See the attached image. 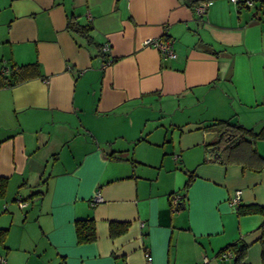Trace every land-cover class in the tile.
Returning a JSON list of instances; mask_svg holds the SVG:
<instances>
[{"label": "crops", "instance_id": "crops-1", "mask_svg": "<svg viewBox=\"0 0 264 264\" xmlns=\"http://www.w3.org/2000/svg\"><path fill=\"white\" fill-rule=\"evenodd\" d=\"M262 5L213 0L198 14L183 0H0L7 264H235L234 253L217 256L230 243L245 246L240 264H264V213L241 212L264 207V165L216 159L206 127L228 120L264 134L254 115L264 108ZM69 22L90 25L113 61L75 40ZM163 35L175 58L142 43ZM180 100L209 113L172 122L170 137L144 136L149 119L181 114ZM252 145L264 157V136ZM173 193L183 204L171 205ZM87 217L95 237L81 243L75 220ZM112 223L127 227L111 234Z\"/></svg>", "mask_w": 264, "mask_h": 264}, {"label": "trees", "instance_id": "trees-1", "mask_svg": "<svg viewBox=\"0 0 264 264\" xmlns=\"http://www.w3.org/2000/svg\"><path fill=\"white\" fill-rule=\"evenodd\" d=\"M187 6L190 8H195L196 5H198L201 2H207L212 0H183ZM68 29L74 36L75 40H79L84 42L85 45L88 47H92L94 49V53L96 56H100L102 59V62H105L108 58V53H104L101 50V45L95 41H93V38L90 34L91 26L88 24H81L79 22L71 23L69 22L67 25ZM167 37L166 35L164 36ZM168 39V38H167ZM113 61V59H111ZM38 64L36 62L27 65H22L20 67L15 68V70L12 71V73L18 75L20 69H32V70H38L37 68ZM14 78L12 82H18L20 81L17 77ZM228 120H214L211 121L206 127L212 128L217 132V140L214 143V149L215 150V157L216 159H219L221 161H228L232 159H242L247 158L250 159L251 162L254 161V167L260 168L262 165H264V157H261V155L256 151L255 147L252 145L254 144V138L264 136V134H261L260 132L253 133L252 129L246 128L243 125H234L231 124V122H227ZM8 178L7 177H1L0 176V198H2L5 195V191H7L8 186ZM22 200H25L21 198ZM17 198L15 199L16 202ZM27 201V200H26ZM28 202V201H27ZM179 205V204H178ZM177 205V206H178ZM262 212L264 213V207L262 206H249L244 207L241 212ZM94 221L93 218L87 217V218H79L75 220V232H76V238L78 242H90L94 240L95 237V227H94ZM111 225V224H110ZM127 227V223H122L121 226L119 225L117 227L116 224L112 223L110 233L116 234L119 232H123ZM262 231V234H264V222L260 225ZM7 234L6 228H0V242H3ZM226 250L231 251L235 254L234 262L235 264H240L241 260L243 259L245 246L244 244H235L230 243L229 245L224 246L222 249H220L217 253V256L220 258L222 256V253ZM262 257H264V249H262Z\"/></svg>", "mask_w": 264, "mask_h": 264}, {"label": "built area", "instance_id": "built-area-1", "mask_svg": "<svg viewBox=\"0 0 264 264\" xmlns=\"http://www.w3.org/2000/svg\"><path fill=\"white\" fill-rule=\"evenodd\" d=\"M230 2H233L235 4H238V5H244V6H250L252 5L255 0H229ZM262 2H264V0H261ZM211 4V1H207V2H201L199 3L198 5L195 6V11L196 13L198 14H203L204 11L207 9V7ZM165 35L161 36V37H148V38H144L142 43L144 45H150V46H153V48L156 49V51L159 52L160 56L163 57V58H169V59H172V58H175L177 56L176 52L173 50V47H172V44H171V41L167 38L164 37ZM101 50L104 52V53H107L109 51V44L108 43H105L101 45ZM111 62V58L108 56L107 60L103 63L104 65L105 64H108ZM10 67L8 65H5L4 63H1L0 62V74L1 75H4V74H7V72L10 71L9 69ZM179 156V154H173V158L174 159H177ZM240 190L239 189H236L231 197H229V201H228V204L229 206H235L236 204L239 203V199H240ZM181 195L178 194V193H173L171 194V196L169 197L171 199V205L174 207H177V205L181 202V199L182 197H180ZM101 199V196L99 194V192H95L93 194V197H92V202L93 203H96L98 202L99 200ZM26 200H22L21 198H17L16 200V203L18 207L20 208H24L27 204H26ZM233 253L229 250H226L222 253V256L223 258H227V257H230L232 256ZM145 257H146V260L147 261H150L149 259L151 258L149 253L148 252H145ZM207 259L204 258V262H206ZM0 264H7V260H6V257L4 254H1L0 253Z\"/></svg>", "mask_w": 264, "mask_h": 264}, {"label": "rangeland", "instance_id": "rangeland-1", "mask_svg": "<svg viewBox=\"0 0 264 264\" xmlns=\"http://www.w3.org/2000/svg\"><path fill=\"white\" fill-rule=\"evenodd\" d=\"M226 1H229V0H226ZM231 3H233V2H231ZM262 3H264V2H262L261 0H255V2L252 5H250V10L256 11L257 9L261 8L260 5ZM233 4H235V3H233ZM262 6H264V5H262ZM261 10H264V8H262ZM184 103L185 102H183L181 100L179 101L180 109L181 108L183 109V110H181V111H183L181 114L175 113L174 115H170V116L166 115L160 121L158 120L157 124H156V122L149 121L150 120L149 119L147 124H145L146 125V127H145L146 129L144 128L145 129L144 130V136L146 134H148L149 132H151V137L155 136L156 138L157 137L160 138V135H163V133L167 132L168 137H170L169 135H171V131L174 129L172 124L177 123V122H184L185 120L186 121L187 120L194 121L195 119L198 118V116L199 117H201L202 115L206 116L209 113V111L206 110L205 107L199 108L198 103L193 102L192 106H189V107H186V108H185V104ZM208 107H210V103L208 104ZM179 115H180V118H178ZM254 115H258L257 116V118H258L257 120H262V121H259L256 124V127L264 125V123H262V122H264V108L256 110L254 112ZM178 120H180V121H178ZM172 122H174V123H172ZM173 154H177V153H173Z\"/></svg>", "mask_w": 264, "mask_h": 264}, {"label": "water", "instance_id": "water-1", "mask_svg": "<svg viewBox=\"0 0 264 264\" xmlns=\"http://www.w3.org/2000/svg\"><path fill=\"white\" fill-rule=\"evenodd\" d=\"M181 204H183V202H181Z\"/></svg>", "mask_w": 264, "mask_h": 264}]
</instances>
